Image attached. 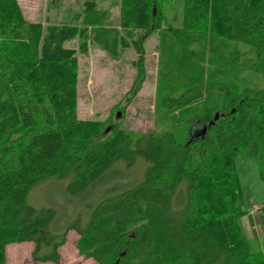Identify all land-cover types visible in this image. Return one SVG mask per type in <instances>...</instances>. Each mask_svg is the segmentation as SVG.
<instances>
[{
	"label": "trees",
	"instance_id": "trees-1",
	"mask_svg": "<svg viewBox=\"0 0 264 264\" xmlns=\"http://www.w3.org/2000/svg\"><path fill=\"white\" fill-rule=\"evenodd\" d=\"M160 1L120 0L121 35L94 34L109 52L119 40L137 50L129 93L144 80L142 45L161 26ZM92 8L86 0L84 11ZM167 31L184 46L198 32L249 46L261 87L235 91L217 83L220 104L195 114L184 131L178 126L132 136L115 123L103 136L98 123L78 116V60L66 45L77 27H42L22 16L18 0H0V264L8 245L27 241L33 262L56 263L69 230L78 234L79 255L98 264H264L239 224L247 211L235 168L246 151L264 179V0H182L180 25ZM204 94L193 83L162 100L181 107ZM137 157L148 162L144 179L90 200L84 226L79 214L55 231V210L27 202L30 189L51 177H69L67 192L84 200L119 175L117 161L130 167ZM261 212L264 236V207Z\"/></svg>",
	"mask_w": 264,
	"mask_h": 264
},
{
	"label": "rangeland",
	"instance_id": "rangeland-1",
	"mask_svg": "<svg viewBox=\"0 0 264 264\" xmlns=\"http://www.w3.org/2000/svg\"><path fill=\"white\" fill-rule=\"evenodd\" d=\"M18 1L22 16L31 22L42 27L51 23L74 24L79 30L74 39L66 42L75 49L78 60V116L88 123H98L103 136L115 123L132 136L145 132L160 134L178 126L184 131L191 117L220 104L222 96L216 90L217 83H225L235 91L262 85L259 66L249 46L208 32L195 33L194 42L186 46L171 38L167 28L180 25L182 0L160 1L159 14L163 20L160 28L152 31L143 42L145 77L134 87V93L129 92L136 75L134 62L139 54L132 42L119 40L116 51L109 52L94 38L97 32L103 35L109 30H117L121 35L120 0H91L93 8L87 13L84 11L86 0ZM156 11L155 6L154 13ZM76 14L79 19L74 20ZM86 15L89 21H85ZM193 83L200 84L205 91L201 101L181 107L164 106L163 98L175 97ZM147 166L148 162L142 157H137L130 167L122 160L117 161L113 167L117 168L119 177L108 178L84 200L67 192L69 177H51L30 189L27 202L36 208L55 210L51 226L55 231L61 232L79 214V222L84 226L89 216L86 204L90 200L94 201L100 193L110 194L133 187L144 179ZM235 168L247 211L239 217L240 227L253 248L264 254L261 220L264 179L259 175L255 159L247 156L246 151L236 157ZM115 185L119 188L112 191ZM252 206L260 209L251 212ZM77 239L74 230L67 232L66 243L59 249L60 260L56 263L33 262L30 257L32 242L10 244L6 247L5 264H98L79 255L75 246Z\"/></svg>",
	"mask_w": 264,
	"mask_h": 264
},
{
	"label": "built area",
	"instance_id": "built-area-1",
	"mask_svg": "<svg viewBox=\"0 0 264 264\" xmlns=\"http://www.w3.org/2000/svg\"><path fill=\"white\" fill-rule=\"evenodd\" d=\"M252 207H253V206H252ZM258 209H259L258 207L254 206V207L252 208L251 212H254V211L258 210Z\"/></svg>",
	"mask_w": 264,
	"mask_h": 264
},
{
	"label": "water",
	"instance_id": "water-1",
	"mask_svg": "<svg viewBox=\"0 0 264 264\" xmlns=\"http://www.w3.org/2000/svg\"><path fill=\"white\" fill-rule=\"evenodd\" d=\"M155 12V5H153V13ZM217 115V114H216ZM203 132H205V128H203Z\"/></svg>",
	"mask_w": 264,
	"mask_h": 264
}]
</instances>
